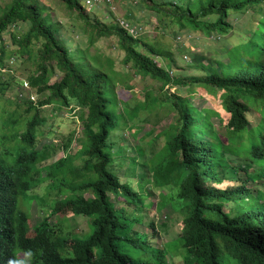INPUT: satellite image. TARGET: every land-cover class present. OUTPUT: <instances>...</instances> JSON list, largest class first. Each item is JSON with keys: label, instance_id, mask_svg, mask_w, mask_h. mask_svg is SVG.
<instances>
[{"label": "trees", "instance_id": "obj_1", "mask_svg": "<svg viewBox=\"0 0 264 264\" xmlns=\"http://www.w3.org/2000/svg\"><path fill=\"white\" fill-rule=\"evenodd\" d=\"M58 1L82 22L78 29L88 42L85 49L71 47L38 0H0V69L11 55L4 35L14 30L18 53L33 57L37 66L36 75L16 85L22 93L28 83L38 96L37 101L33 94L4 99L12 86L3 78L11 74L0 71V264H133L119 246L136 255L144 251L146 260L138 264H168L164 249L147 241L143 247L144 242L133 239L135 233L128 235L127 216L115 210L109 194L132 204H142L145 195L129 181L121 182L114 156L119 165L138 163L140 176L150 173L154 186L169 187L184 203L182 229L172 244L183 264H264V0H136L137 7L153 10L164 25L222 40L220 55L202 57L196 65L202 67L200 74L192 76H172L175 59L169 51L154 48L119 23H102L80 0ZM20 25L27 31L20 34ZM232 32L239 42L228 48L225 37ZM111 36L118 37L126 65L161 83L159 95L147 92L136 102L119 99L117 85L125 82L112 60L106 65L102 55L89 51L97 40ZM54 74L59 79L52 83ZM184 87L189 94L196 88L222 92L220 109L228 123L218 129L213 118H220V112L195 107L183 96ZM50 105L78 109L86 136L79 141V153L53 164H47L51 153L37 150L42 108ZM162 110L175 113L161 132L163 146L148 155L140 147L137 158L126 157L125 131L140 127L141 114L147 118ZM74 140L72 134L62 147L65 152ZM74 158L81 161V173L74 172ZM39 169L50 175V191L68 193L53 211L88 218L87 233L66 238L43 218L28 236L29 214L19 203L30 200L32 190L45 181ZM57 172L64 173L53 181ZM223 182L229 185L219 188Z\"/></svg>", "mask_w": 264, "mask_h": 264}, {"label": "rangeland", "instance_id": "obj_2", "mask_svg": "<svg viewBox=\"0 0 264 264\" xmlns=\"http://www.w3.org/2000/svg\"><path fill=\"white\" fill-rule=\"evenodd\" d=\"M38 1L48 9L45 14L60 25L62 34L66 39L71 41L72 48L78 47L80 49H85L88 46L83 32L78 29V26L81 25L82 22L75 18L76 16H72L60 1ZM112 1L113 6L102 4L94 8H87L86 11L106 25L118 23L119 19L125 17L133 25L141 27L144 32L139 36L140 39H145L156 49L164 48L173 55L175 64L173 65V69H170L172 76L181 73H186V75L190 76L199 75L202 67L199 68L196 65L201 61L203 62L201 58L204 57L207 59L215 54L220 55L222 51H220L222 40H211L208 36L204 37L201 32L181 30L176 25L172 27L164 25L158 22L157 15L155 14L156 12L153 10L146 7H137L136 0ZM149 5H151V3H149ZM212 18L215 19V17ZM238 18H240V15ZM27 29L28 27H21L20 25L18 27V32L27 31ZM13 32L14 30H10L4 35L7 50L11 55L6 59L7 67L0 69L1 73H5L9 70L11 74L8 78H3V80H8L12 86V89L7 91L4 96V99L10 101H15L18 98L17 95L20 98L23 95L30 98L32 91L29 92V89L23 83L25 88H23L22 93L19 92V88L15 81H26L29 77L37 74L35 59L29 57L28 54L22 55L18 53L20 48L13 43L11 37V33ZM232 33L225 37L228 48H232L234 44L239 42L238 35ZM177 34L180 36H177ZM38 47L39 46L36 47V51ZM89 51L92 55H102L103 59L106 61V65L112 60L118 78H121L125 82L123 85H117L116 91L119 99L123 101L130 99L131 102H136L138 100H143L147 92L159 95L161 83L149 77L138 75L124 63L125 54L119 47L117 36L100 38ZM155 61L158 62L159 65H162L160 59L155 58ZM207 62L208 61H206V63ZM56 73L57 71L55 74ZM55 74L52 76V83L59 79L58 75ZM167 89L168 87H166V90ZM170 89L171 92H176L177 90L175 87H170ZM180 89L183 91V96L189 97L195 107L199 109H216L220 112V118H213V122L217 125L216 127L218 129L220 126L228 123L229 116L220 109L222 92L209 94L207 91L204 92L202 88H196L195 92L189 94V88L184 87ZM34 94L35 100L37 101L38 96L36 95V90H34ZM42 115L45 117V120L38 131L39 142L37 150L51 153V157L47 160V164H53L59 159L64 158L65 155L71 154L74 156L81 151L79 141L85 140L86 136L82 129L83 123L78 114V109L70 111L66 108L60 109L57 105H50L42 108ZM174 117V112L170 111L169 113L166 110H162L159 114L149 115L147 118L141 114L140 127L138 129L137 127H134L135 129H128L122 136L126 140L124 143L129 149L126 153V157L135 156L137 158V149L140 147L146 155H148L151 150H159L164 143V137L161 136V132L169 127L174 121ZM72 134H74L75 140L72 141L68 151L65 152L62 147L68 142ZM117 159L118 158L114 156V160H116L114 171L121 182L125 183L129 181L136 193L145 195L142 196V204L137 202L132 204L131 201L125 200L122 195L117 197V195L109 194L110 200L115 205V210L124 212L127 216L124 217V222H126L128 226H131L128 235L130 236L135 233L133 239L144 242L142 244L143 247L147 244L145 243V241H147L148 243L153 242L159 250L164 249L168 264H183L181 258L173 253L172 244L176 243V237L180 235L182 229L183 216L179 210H182L184 203L177 200L174 191H171L169 187L154 186L150 173H148V175L146 174V177L140 176V173L143 172L140 170L138 163H128L127 160L119 165ZM80 165L81 161L79 158H74L73 167L74 172L76 171L75 173H81L79 168ZM64 172L55 173L52 180L60 179ZM38 173L45 181L38 183V186L32 190L29 198L30 200H22L19 203V208L29 214L27 223L29 229L28 236H33V227L43 218H47L50 223L55 225L54 228L56 231H62L66 238L70 239V237L87 233L89 230L88 218L73 216L70 212L53 211L56 202L63 199L68 193L64 192L58 194L57 191H50L49 186L52 183L50 175L48 174L46 177L47 171L45 169H39ZM65 180L68 181V178H65ZM228 185V182H223L218 187L223 189ZM52 187L53 185L51 188ZM86 197H88V195H86ZM128 229L129 228L125 226L122 231L126 234ZM119 248L121 253L133 259V264H138L141 259L144 261L146 260L145 254H143L145 253L144 251H140V254L136 255L134 251L126 249L123 246H119ZM21 256L23 257V255Z\"/></svg>", "mask_w": 264, "mask_h": 264}, {"label": "built area", "instance_id": "obj_3", "mask_svg": "<svg viewBox=\"0 0 264 264\" xmlns=\"http://www.w3.org/2000/svg\"><path fill=\"white\" fill-rule=\"evenodd\" d=\"M80 1H81L82 6L86 9L94 8L97 5H102V4H108L110 6H113L112 0H80ZM118 23L121 25L122 28L129 31V33L133 34L135 37L140 36L144 32V30L141 27L133 25L132 23H130L129 20L125 18L119 19ZM24 84L29 89L28 83H24Z\"/></svg>", "mask_w": 264, "mask_h": 264}, {"label": "clouds", "instance_id": "obj_4", "mask_svg": "<svg viewBox=\"0 0 264 264\" xmlns=\"http://www.w3.org/2000/svg\"><path fill=\"white\" fill-rule=\"evenodd\" d=\"M29 91H30V88H29ZM32 93V92H31ZM33 94V93H32ZM32 94H30V97L32 96ZM33 96H35L34 94H33Z\"/></svg>", "mask_w": 264, "mask_h": 264}]
</instances>
